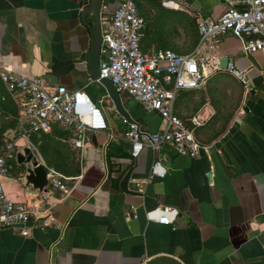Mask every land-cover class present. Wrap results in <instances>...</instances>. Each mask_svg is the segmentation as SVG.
Wrapping results in <instances>:
<instances>
[{"label":"crops","instance_id":"obj_1","mask_svg":"<svg viewBox=\"0 0 264 264\" xmlns=\"http://www.w3.org/2000/svg\"><path fill=\"white\" fill-rule=\"evenodd\" d=\"M88 2L0 0V64L25 76H54L51 85L83 89L102 110L115 111L108 97L96 99L101 92L83 58L89 34L80 12ZM117 2L102 0L100 24ZM223 9V0H144L138 8L142 51L196 49L209 58L204 85L178 90L173 102L181 119L201 120L192 130L205 146L200 155L163 147V177L146 179L155 153L143 148L131 157L123 126L105 112L108 129L87 132L81 148L72 144L71 130L52 124L43 132L48 148L29 142L30 150L46 172L66 178L69 192L27 194L24 169L0 178L4 193L33 212L24 225L0 224V264H264V48L250 54L254 66L227 45L231 34L218 36L215 47L210 40L198 44L196 20H215ZM85 19L92 23L90 13ZM223 57L245 70L247 94L218 66ZM121 105L142 129L157 128L156 112L127 96ZM126 172L130 192L119 187ZM156 206L176 208L170 226L145 219Z\"/></svg>","mask_w":264,"mask_h":264},{"label":"built area","instance_id":"obj_2","mask_svg":"<svg viewBox=\"0 0 264 264\" xmlns=\"http://www.w3.org/2000/svg\"><path fill=\"white\" fill-rule=\"evenodd\" d=\"M224 9L215 20L198 18L196 31L198 44L206 40L216 46V38L225 34L234 36L244 55L264 48V0H223ZM105 9V5H101ZM98 51V77L107 78L120 94L141 104L144 110L158 115L155 130H144L133 119L119 115L123 126L122 138L129 144V155L135 157L143 148H149L156 157L150 165L146 179L163 177V147L189 157L200 155L205 146L193 136V127L201 124L197 116L183 120L173 111L175 94L181 89H196L204 85L209 58L196 49L178 54L165 48L142 51L139 45L143 18L133 0H118L115 8L102 18ZM215 68H217L215 66ZM240 83L245 94L250 90L245 70L230 62L225 68ZM0 83L18 109L22 132L17 138L9 136L0 147V178L11 169L15 153L24 146L31 147L27 134L48 132L52 124L72 132V144L81 148L88 141L87 132H102L108 124L100 100L92 101L83 89L67 90L63 86L49 85L36 76L13 72L0 64ZM18 143L20 147H18ZM49 188L62 195L69 192L64 176L54 171L46 174ZM30 206L7 196L0 183V224L24 225L32 215ZM146 220L171 225L177 210L156 206L144 212ZM21 235L27 234L24 227Z\"/></svg>","mask_w":264,"mask_h":264},{"label":"water","instance_id":"obj_3","mask_svg":"<svg viewBox=\"0 0 264 264\" xmlns=\"http://www.w3.org/2000/svg\"><path fill=\"white\" fill-rule=\"evenodd\" d=\"M101 4L102 0H89L88 4L83 7L80 12V20L86 26L89 34V46L86 52L83 54V58L86 60L87 71L91 80H93L101 89V93L96 97V99L99 100L101 97H108L115 112L125 119L131 120L127 112L122 107L120 96L115 90L112 82L107 78L98 77L97 66L100 43L99 11ZM87 13H90L92 15V23L90 25H88L85 19V15ZM247 58L252 62L254 66H257L250 54L247 55ZM227 61V58L223 57L219 61L218 66L220 68H225ZM44 79L49 85L55 83V80H53L54 76L47 75L44 77ZM91 139L92 144H94L95 142L93 136ZM15 162L18 165H25L23 173V185L27 189V194L33 195L37 192L44 193L49 189V186L47 184L46 168L43 166V164L38 162L37 158L34 156L29 147L24 146L21 151H17L15 153ZM128 176L129 172H126L119 183V187L123 192H130L126 188Z\"/></svg>","mask_w":264,"mask_h":264},{"label":"rangeland","instance_id":"obj_4","mask_svg":"<svg viewBox=\"0 0 264 264\" xmlns=\"http://www.w3.org/2000/svg\"><path fill=\"white\" fill-rule=\"evenodd\" d=\"M227 45L231 46L234 48V50H238L240 48L239 42L235 37H231V39L227 42ZM238 52L241 54L240 49ZM217 75L219 76H225L224 75V70H220L217 72ZM97 93L101 92V89L98 87V90H96ZM5 96L4 92L0 88V147L3 143V140L5 138H8L9 136L13 138H17L20 133L22 132V126L20 123L19 115H18V110L12 104H10L7 101L6 97H1ZM124 99V97H123ZM106 113L108 118L110 119V122L116 123L119 126H122L120 118L118 117V114L115 111L109 110L106 107H103V113ZM120 129V128H118ZM32 139L34 140V148L37 149L36 147L39 146L41 151L46 148H48V143L49 140L46 138L41 137V135H33L31 136ZM32 141V140H31ZM20 147V144L18 143L17 145ZM42 146V147H41ZM44 146V147H43ZM38 150V149H37ZM15 164L16 162L13 161ZM18 165V164H16ZM25 165L20 164L19 167L17 166H12L11 165V173L13 172L15 175H18L22 173Z\"/></svg>","mask_w":264,"mask_h":264},{"label":"trees","instance_id":"obj_5","mask_svg":"<svg viewBox=\"0 0 264 264\" xmlns=\"http://www.w3.org/2000/svg\"><path fill=\"white\" fill-rule=\"evenodd\" d=\"M134 1V3H135V5H136V7H137V11H138V8L140 7V5H141V2L142 1H144V0H133ZM146 1V0H145ZM138 14H139V11H138ZM140 15V14H139ZM0 88H1V90L4 92V95L5 96H1L2 98L3 97H6L7 98V101L10 103V104H12V106H14L15 108H17L16 107V105L13 103V101L11 100V98H10V96H9V94L4 90V88H3V86H2V84L0 83ZM123 97H125V95H123V94H120V98L122 99ZM4 99V98H3ZM18 110V109H17ZM52 126V125H51ZM36 134H39V135H41V137H43V138H45L46 136H44L43 135V132H31V133H28L27 134V139H28V141L32 144V145H34V140L32 139V137L31 136H33V135H36ZM32 140V141H31ZM39 151L41 150L40 148H39V146H37L36 147ZM11 165L12 166H17V167H19V165H16L13 161H11ZM75 173H77L78 172V170H75L74 171Z\"/></svg>","mask_w":264,"mask_h":264}]
</instances>
